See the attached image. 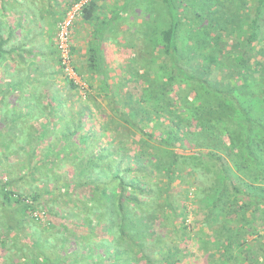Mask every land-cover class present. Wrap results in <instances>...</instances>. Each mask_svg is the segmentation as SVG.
<instances>
[{
    "label": "trees",
    "instance_id": "obj_1",
    "mask_svg": "<svg viewBox=\"0 0 264 264\" xmlns=\"http://www.w3.org/2000/svg\"><path fill=\"white\" fill-rule=\"evenodd\" d=\"M81 1L57 19L49 12L55 0H0V71L14 56L27 78L43 83L37 64L49 37L63 81L90 104L77 110L78 124L68 119L70 127L56 128L54 122L66 120L61 112L68 110L61 108L68 99L56 90L59 84L43 83L41 97L36 91L26 101L29 113L11 120L20 129L17 150L28 157L13 166L35 183L45 170L58 173L61 184L23 194L2 187L4 200L17 207L14 224L25 225L27 234L10 257L16 264H179L173 242L158 247L153 240L165 219L171 235L180 228L188 238L190 201L199 225L192 254L203 252L206 264H264V0H122L114 9L89 0L69 39L78 85L63 72L55 36L58 22ZM131 2L144 6L134 33L141 46L124 62L115 55L121 66L115 81L104 55L114 26L99 31V25L119 10V22L125 20ZM78 20L93 28L83 58H75ZM28 26L36 30L34 49L17 42ZM16 75L18 83L0 88L24 90ZM93 112L105 123L99 132L82 125L95 121ZM99 136L102 155L88 153L86 145ZM175 181L190 183L179 209L170 197ZM34 211L45 212L46 221L36 220Z\"/></svg>",
    "mask_w": 264,
    "mask_h": 264
},
{
    "label": "rangeland",
    "instance_id": "obj_2",
    "mask_svg": "<svg viewBox=\"0 0 264 264\" xmlns=\"http://www.w3.org/2000/svg\"><path fill=\"white\" fill-rule=\"evenodd\" d=\"M109 2H112V0H109ZM115 2L121 3L122 0H116ZM113 4L108 3V1L107 2L104 1V5H105L104 7H106V8L114 9V7L112 6ZM143 5L144 4H142V6ZM140 6H141V3L136 4V3L131 2L129 4L126 12H125L126 14L123 16L125 18V20H123L121 22H119V20H118L120 18V16H122V13L120 12L121 10L116 11L114 16H112V17H110L111 14L110 15L107 14L105 16L103 14H102L103 16L101 15L102 21L105 24H100V25L98 24L100 26L99 31L105 30L106 27L108 28L109 26H114V29L112 31L113 33H111V31L106 33L108 40H107V42L104 43V47H105L104 55H105V62L108 65V67L110 68L109 71L112 70L110 72L109 76L111 77V79H114L115 81L120 80V76H119L120 72L116 69L120 65L118 63H116L115 57L116 56L118 57L120 55L119 56L120 62H124V60L126 58L129 59V57H132L133 54L138 51V48H139L138 46H141V44L137 40L139 35L134 34L135 30L138 29L139 24L141 23L142 17H143L142 12L144 11L143 10L144 6H143V8ZM184 7H189V5L186 4V5H184ZM158 8L161 11V8L160 7H158ZM44 15L46 16L47 12H44ZM109 22L111 25L108 24ZM48 26L50 27L49 33H52L53 29H52L51 23ZM107 28H106V30H107ZM73 31L76 32V29ZM112 35H115L117 40H114ZM134 35H136V36H134ZM47 38L48 39L45 38L46 43H45L44 48H43V54L39 56L40 60L38 61L37 67H39V70H41V72H42L40 77H42L44 79V82H43L44 85H51L53 83L59 84V87H58V89L56 88V90L61 91L63 96H65L68 99V101L64 100L66 102L65 103L66 105L61 108L62 110L63 109L68 110V112L67 111L61 112L62 116H64V119L66 118V120L64 122H54V126L57 128H61L64 125H67L68 127H70L67 124V120L72 119L74 121V123L76 122V124H78V122H77L78 118H77V116L75 117V115H77V110L82 105L86 104L87 106H90V104H88V102L86 100H83V99H81L80 101L77 100V97L74 96V92L68 89L67 84L63 81L64 79L62 78L61 73L57 69V66H55V64H54L55 60H53V58H54V55L52 52L53 48L48 43L50 40L49 37H47ZM84 40H85V37L83 36V33H82V36H80L78 38V42H79L78 45L83 46ZM114 41H116V44ZM74 43H75V39H74ZM134 45H135V47H134ZM121 56H123V57H121ZM51 73H53V75H57V77L52 76ZM107 74H108V71H107ZM43 83L41 80L38 83V86L36 85V88H37L36 91H37L39 97H41V90H40L41 87L40 86H42L41 84H43ZM30 91H31V89H30ZM15 102L17 103V101H15ZM19 102H20L19 106H18L19 109H18L17 113L19 115H23V112H25L28 108L22 102L25 103L26 101L20 100ZM99 102H100V100H99ZM94 108L92 107L91 111H93ZM44 111L47 112L48 109H44ZM5 113L6 112H4V114ZM93 114L94 115L97 114L96 117L94 116L96 118L95 121L94 120L90 121V119H86L82 125L89 127V128L91 127L90 129L96 130V128H97L99 130V129H101L100 125H105L104 120L99 116V113L93 112ZM85 115H88V114H85ZM96 125H98V127H95ZM98 130H96V131H98ZM87 131L81 132V134L86 133ZM97 134H99V133H97ZM98 138H101V137L100 136L97 137L95 140L90 142L88 144V146L86 145V147L88 148V150H87L88 153L94 152L95 155H102V154H99V152H98L100 150L102 140H98ZM104 139L105 138L103 137V142H105ZM104 145H106V144L104 143ZM81 151L83 152V150H81ZM106 156H108V155H106ZM84 157H87V154H84ZM105 163H108V159L106 160ZM45 171L41 175V178L36 183L34 181H32L29 177H26L23 181L18 182L19 189L17 191L20 193H22V192L25 193V192H27V190L32 191L34 189H38L39 191H45L46 189H49L50 186L54 187L55 184H61V180H58V178H59L58 173H55L56 174L55 175V174H51L47 170H45ZM53 175H55V176H53ZM186 185H190V183L187 182L186 184H181L178 181H175L174 186H173V190L171 191V194H170L171 200H172L173 204L175 206H177L178 209L181 207V204H182L181 201L184 200V196H183L184 193L183 192H184V189L186 188ZM189 191H190V194H188L187 198H192L193 190H189ZM14 206H16V205L15 204L11 205L12 212H11V216H9V219H11V217L13 219V217H15L16 213H18V212H16L14 214V211H15ZM187 206H188L187 210L190 211V213H191V215L187 217V219L189 218L188 219L190 222L189 225H191L190 227H188V230L190 229L191 232L190 233L186 232L184 234H186L185 236L188 237L189 239L181 237L183 234L182 233L183 230L180 231V228H178L177 233H175L174 235H171L169 233L170 220L165 219L164 221H162V224H165V226L161 230L160 234H158L156 239L154 238L155 240H153V245H156L158 247L167 245L169 247V246L175 244L176 247H178L180 250L181 261L179 262V264H206L204 261V258H203L204 257L203 252L197 251L196 254H192V252L196 251L195 247L193 246L195 244H193V242H192L194 240V233H195L194 231H196L199 228V225L196 224L195 211H194L193 205L191 204L190 201L187 202ZM167 216L169 218H171L170 215H167ZM18 217H19V215H18ZM24 227H26V226L22 224L21 233L24 234V236H25L27 234L25 232ZM34 227H36V226H34ZM34 227H32V228H34ZM192 227H193V229H192ZM201 229H203V228L201 227ZM197 231H199V230H197ZM201 231H203L202 232L203 235L208 236L210 241L213 240L214 234L212 231L207 230V229L201 230ZM192 238H193V240H192ZM183 239H184V242H181ZM20 241L21 240L18 241L19 244H20ZM172 242H173V244H172ZM16 245L17 244L14 242L13 246H16ZM185 247L187 250L184 249ZM12 249H13V247H12ZM156 257H157V259L159 258V260H160L161 258H163V255L158 254ZM174 259H176V258L174 256H172L171 260H174ZM7 262H8V264H11V263L16 264V263H19V260H17L16 258L11 256L10 259H7ZM240 263L244 264L243 260H241ZM159 264H164L163 259L159 262ZM231 264H236V263H235V261H232Z\"/></svg>",
    "mask_w": 264,
    "mask_h": 264
},
{
    "label": "crops",
    "instance_id": "obj_3",
    "mask_svg": "<svg viewBox=\"0 0 264 264\" xmlns=\"http://www.w3.org/2000/svg\"><path fill=\"white\" fill-rule=\"evenodd\" d=\"M73 0H55V3L52 2L53 7L50 9V14H56L59 19L65 12V9L69 6V4ZM108 3L113 4L116 0H112V2H109V0H105ZM57 4V5H56ZM107 4V3H106ZM55 11V12H54ZM9 12H7L8 14ZM50 14L46 15L49 18H51ZM109 15V14H108ZM48 19V18H47ZM92 26L89 25H84L81 26V21L78 20L76 22V32L74 34L75 38V46L79 49V52L75 55V58H83L85 54V47H86V42L89 40L90 32L92 33L93 28ZM47 29V27H45ZM56 29V27L54 28ZM35 27L28 26V28L25 30H21L17 35L18 40L17 42L30 45L32 49H34V36L36 34L35 32ZM85 37V40L83 42V46L78 45V38L80 36ZM81 34V35H80ZM23 35V36H22ZM25 35V36H24ZM53 39V38H52ZM53 40H49L50 46L53 48V53H54V47L53 44L51 43ZM15 42V41H14ZM81 44V43H80ZM15 58L12 56L10 61H7L6 64H4L3 70L5 74V78L0 79V84L8 83V82H14L18 83L17 75L16 74H21V79L23 82H26V85L24 86V90H20L19 88H16L13 91H6L5 89L2 90L0 88V99H4L5 101L2 105H0V264H5L7 262L6 259H10V255L12 254L11 252L13 251L12 247L13 243L15 242L17 245L19 244V240H22L24 238V234L21 233V227L22 224H19V226H16L14 224V221L18 219V213L15 207L14 214L16 213L15 217H11L9 219V216H11L12 212V207L10 202H7L4 200L3 195H2V187H6L5 189L7 191H13L16 193H20L17 190L19 189L18 182L23 181L26 177H29L24 170L18 169V167H15L13 165H18V164H25L28 161V157L24 156V154H21L17 148H18V132L20 131L18 124L12 123V119L18 116L19 114L18 109H19V101H29L34 97V92H36V85L35 84L33 77L32 78H27L25 75L26 72L20 71L19 68H17V62L15 65ZM29 62V61H28ZM33 68L30 67V69ZM21 69H23L21 67ZM0 71V73H2ZM27 79L26 81H24ZM4 87V86H3ZM31 89V91H30ZM17 101V103L15 102ZM25 106H27V110L23 112L29 113V107L27 105V102H23ZM4 112H6L4 114ZM4 114V115H3ZM17 122V120H15ZM31 128L33 130V126L31 127L26 126L25 131L27 132ZM57 128V127H56ZM32 132V131H31ZM29 136V135H28ZM32 136V134H31ZM28 139V138H27ZM23 178V179H21ZM30 178V177H29ZM31 179V178H30ZM6 186H5V185ZM30 190H27L28 193ZM22 192L21 194H23ZM7 220H13L11 224H9L10 228L6 227V221ZM25 228V227H24ZM24 230V229H23ZM16 245V246H17Z\"/></svg>",
    "mask_w": 264,
    "mask_h": 264
},
{
    "label": "built area",
    "instance_id": "obj_4",
    "mask_svg": "<svg viewBox=\"0 0 264 264\" xmlns=\"http://www.w3.org/2000/svg\"><path fill=\"white\" fill-rule=\"evenodd\" d=\"M89 0H82L80 3L74 4L72 7L69 8V10L66 12L65 17L58 22L57 30H56V45L57 49L59 51V56L61 63L63 65V72L67 75L69 80H72L75 84L80 85V79L76 75L75 71L72 69L70 64V36L72 34V28L75 18L78 15V12L80 11L82 5ZM32 216L41 222H45L47 216L45 215V212L43 211H34L32 213Z\"/></svg>",
    "mask_w": 264,
    "mask_h": 264
}]
</instances>
